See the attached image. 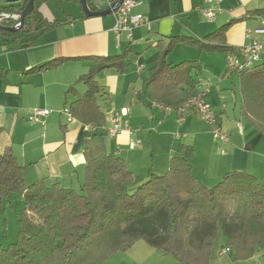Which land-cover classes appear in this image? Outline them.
Here are the masks:
<instances>
[{
    "label": "crops",
    "instance_id": "obj_1",
    "mask_svg": "<svg viewBox=\"0 0 264 264\" xmlns=\"http://www.w3.org/2000/svg\"><path fill=\"white\" fill-rule=\"evenodd\" d=\"M69 1L67 10L59 9L63 0H47L39 6L41 17L62 22L36 31L31 36L37 37L32 45L20 47L10 39L0 38V154L9 149L25 166L26 183L44 178L48 184L58 182L77 189L87 161L103 153L124 158L135 177L143 181L151 174H163L170 158L180 152V144L190 146L192 172L206 186L228 171L264 177V136L241 113L238 73L226 70L228 54H235L239 47L259 38L254 30L264 18V0H222L221 12L211 21L196 9L209 7L207 0H133L132 12L146 16L148 24L133 28L130 37L125 33L116 37L112 30L114 13L89 17L79 0ZM86 1L90 9L102 10L115 0ZM227 23L230 24L222 40L206 38ZM172 36H190L231 50L208 51L186 41H175L164 52ZM124 52L123 66L98 70L96 57ZM159 52L163 65L194 62L197 70H192L193 79L199 90L208 88L205 99L219 114L221 129L228 134L227 142L214 139L210 126L194 114L187 113L178 123L175 113L173 121L172 113L165 115L153 105L155 100L147 82ZM54 58L65 60L45 71H29ZM263 61L264 50L257 63ZM89 73L101 85L98 104L103 119L108 122L111 111L125 108V117L136 131H122L111 137L105 131L86 128L79 120H67L60 113L75 99L66 93L69 86L83 92L86 87L77 80ZM186 90V86L179 85V92ZM33 108L48 109L50 113L42 122H31L27 116ZM132 138L139 139L140 146L144 141L146 148L130 147ZM147 147H151V156L157 154L164 165L149 166ZM141 170L143 174H135Z\"/></svg>",
    "mask_w": 264,
    "mask_h": 264
},
{
    "label": "trees",
    "instance_id": "obj_2",
    "mask_svg": "<svg viewBox=\"0 0 264 264\" xmlns=\"http://www.w3.org/2000/svg\"><path fill=\"white\" fill-rule=\"evenodd\" d=\"M46 1H34V9L18 30L0 27V38L27 47L36 41L37 37H31L36 31L62 22L48 21L38 14L37 9ZM26 2L0 0V14L17 13ZM15 22L14 18L0 19L2 26ZM229 24L206 38L222 40ZM175 41H186L208 51L229 50L219 43L172 36L164 52ZM125 58L126 52L96 57L97 68L121 67ZM161 58L159 52L147 84L156 103L175 107L199 91L192 76V70L197 68L191 61L163 65ZM64 60L54 58L29 71H45ZM238 78L241 113L264 136V61L239 72ZM77 81L86 88L80 93L70 85L66 92L75 96L69 102L73 117L84 124L103 121L104 113L98 104L101 85L90 73ZM179 85L187 90L179 92ZM179 151L170 158L163 174H151L143 181L135 177L121 156L99 154L85 164L76 189L58 182L48 184L44 178L26 183L25 166L9 149L5 150L0 154V213L3 199L13 192L21 195L23 211L17 217L16 239L0 245V264H103L111 254L126 251L138 239L180 264H209L219 231L226 248L233 250L238 260L252 258L264 248V177L228 171L216 184L206 186L192 172L190 146L180 144Z\"/></svg>",
    "mask_w": 264,
    "mask_h": 264
},
{
    "label": "built area",
    "instance_id": "obj_3",
    "mask_svg": "<svg viewBox=\"0 0 264 264\" xmlns=\"http://www.w3.org/2000/svg\"><path fill=\"white\" fill-rule=\"evenodd\" d=\"M222 0H207L210 4L209 7L202 8L196 7L200 15L206 20L215 19L217 13L221 12L220 2ZM135 2L133 0H123L119 7L114 12V25L112 27L113 32L116 37H119L121 33H125L130 37L133 28L138 27L143 24H148V19L141 13L132 12ZM255 33L259 35V38L255 40L251 45L241 46L236 51L235 54H228L226 57V70L230 72H241L256 64L260 60L261 52L264 50V18L261 19L260 25L255 28ZM208 88L205 86L200 89L195 95L189 97L182 104L175 107L168 105H163L160 103L153 102V105L157 106L163 113H175L176 120L181 123L187 113H192L199 117L205 123L210 126V131L214 139L221 140L222 142H227L228 134L221 129L219 114L214 109V107L205 99L207 95ZM50 110L44 108H33L28 116L27 120L31 122H42L44 116L48 115ZM61 114H64L67 120H74L70 109L64 106L60 110ZM127 110L122 108L120 110L111 111L107 121L105 120L97 123H83L84 126L92 131H105L107 135L114 137L121 133L122 131L134 132L136 128H133L128 119L125 117ZM179 136V134H176ZM140 143L137 138H132L130 140V146L135 147ZM228 252V248L222 249L220 254Z\"/></svg>",
    "mask_w": 264,
    "mask_h": 264
},
{
    "label": "rangeland",
    "instance_id": "obj_4",
    "mask_svg": "<svg viewBox=\"0 0 264 264\" xmlns=\"http://www.w3.org/2000/svg\"><path fill=\"white\" fill-rule=\"evenodd\" d=\"M69 0H63L61 3V10H67ZM53 5H58L53 4ZM5 14V13H4ZM146 72V69L143 73ZM69 108V107H68ZM174 114H171V119L174 121ZM138 145L137 147H139ZM131 147V146H130ZM135 147V149L137 148ZM140 147H145L144 141H142ZM133 148V147H132ZM147 155L149 166L152 164L164 165L160 162V158L157 154L151 156V147H147ZM154 159V161H153ZM150 160V161H149ZM160 170V169H159ZM165 171V170H164ZM162 172V171H159ZM144 171H136V175L140 176ZM161 174V173H158ZM214 183V182H213ZM210 183L213 186L216 183ZM213 184V185H212ZM23 211V200L19 193L13 192L8 198L3 199L2 208L0 213V245H7L13 242L17 237V217ZM224 237L221 231L218 232V237L213 242L212 255L209 264H264V249L256 252L254 256L248 260H238L234 256V252L228 251L224 254H220L222 249H225ZM103 264H180L174 260V258L169 254H162L160 251L156 250L149 244H147L143 239L136 240L133 245L126 251H118L111 254Z\"/></svg>",
    "mask_w": 264,
    "mask_h": 264
},
{
    "label": "water",
    "instance_id": "obj_5",
    "mask_svg": "<svg viewBox=\"0 0 264 264\" xmlns=\"http://www.w3.org/2000/svg\"><path fill=\"white\" fill-rule=\"evenodd\" d=\"M23 0H5L6 3H15ZM34 1L35 0H27L25 7L23 10L17 12V13H11V14H0V19L2 18H14L16 19V22L12 26H2L0 24V27L7 31H15L21 28L24 24V18L25 16L30 13L34 9ZM81 4L82 11L85 15L92 17V16H103L107 14L114 13L115 10L119 7V5L122 3L123 0H115L110 6H108L106 9L102 10H92L89 8L86 0H79Z\"/></svg>",
    "mask_w": 264,
    "mask_h": 264
}]
</instances>
